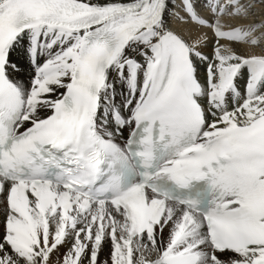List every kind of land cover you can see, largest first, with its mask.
<instances>
[{
  "label": "snow or ice",
  "instance_id": "1",
  "mask_svg": "<svg viewBox=\"0 0 264 264\" xmlns=\"http://www.w3.org/2000/svg\"><path fill=\"white\" fill-rule=\"evenodd\" d=\"M0 215V264H264V0H0Z\"/></svg>",
  "mask_w": 264,
  "mask_h": 264
},
{
  "label": "bare ground",
  "instance_id": "2",
  "mask_svg": "<svg viewBox=\"0 0 264 264\" xmlns=\"http://www.w3.org/2000/svg\"><path fill=\"white\" fill-rule=\"evenodd\" d=\"M206 51H210V48L208 49V50H206ZM201 75L203 76V68H201ZM29 75H30V70H29ZM22 79H26V78H28L27 76L26 77H21ZM0 219H2V215H0ZM167 235V233H165V236ZM61 251H63V249H61Z\"/></svg>",
  "mask_w": 264,
  "mask_h": 264
}]
</instances>
